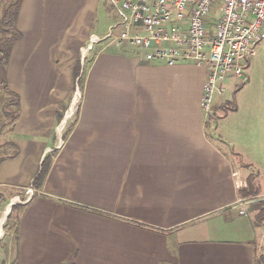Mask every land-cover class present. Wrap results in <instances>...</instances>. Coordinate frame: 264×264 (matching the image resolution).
Listing matches in <instances>:
<instances>
[{"label": "crops", "instance_id": "1", "mask_svg": "<svg viewBox=\"0 0 264 264\" xmlns=\"http://www.w3.org/2000/svg\"><path fill=\"white\" fill-rule=\"evenodd\" d=\"M102 2L19 7L6 66L18 107L0 100V212L23 200L9 262L264 264V147L248 124L247 146L229 137L228 99L205 117L204 66L147 61L105 38ZM77 61L83 82L67 116Z\"/></svg>", "mask_w": 264, "mask_h": 264}, {"label": "built area", "instance_id": "2", "mask_svg": "<svg viewBox=\"0 0 264 264\" xmlns=\"http://www.w3.org/2000/svg\"><path fill=\"white\" fill-rule=\"evenodd\" d=\"M118 22L105 38L128 41L147 61L193 62L207 70L200 99L205 117L228 76L246 78L242 60L264 39V0H110ZM95 41L98 38H94ZM78 92V93H77ZM76 93L79 96V91ZM34 189H26V198ZM242 204L238 212L242 213ZM5 223L0 218V241ZM4 263L10 264L9 258Z\"/></svg>", "mask_w": 264, "mask_h": 264}, {"label": "rangeland", "instance_id": "3", "mask_svg": "<svg viewBox=\"0 0 264 264\" xmlns=\"http://www.w3.org/2000/svg\"><path fill=\"white\" fill-rule=\"evenodd\" d=\"M100 13H102L101 22L106 24L112 23L114 26L118 20L119 15L111 3L110 0H103L100 9ZM257 55L245 58L242 60V64L244 67V73L246 78L243 80L239 78H235L233 76H228L222 86L226 87L221 94H215L213 98V102L217 99H228L223 101V103L219 106V108L224 111L226 108V104L233 105V103L237 106L236 111H230L224 115L223 121L232 122L234 126H236L233 133L229 136L233 139L237 145L247 146V135L249 130L250 143H254V146L264 147V92L261 90L262 94H259L258 88L264 89V39L257 45ZM90 56V55H89ZM80 73H82L80 71ZM78 78V77H77ZM77 78L74 80L75 85L73 86L72 94L73 102L70 109L67 112V116H70L73 113L75 108V103L78 99V92L80 90L79 84L77 82ZM83 79V78H82ZM77 92V93H76ZM80 92V91H79ZM80 95V94H79ZM263 95V96H262ZM8 97H6L5 93L0 92V100L1 103L6 104ZM231 100V101H230ZM12 105V104H11ZM225 106V107H224ZM228 106V107H230ZM7 107V104H6ZM13 107L11 106V109ZM12 113V111H11ZM222 114V112H220ZM232 117V119H230ZM72 118V117H71ZM6 120V118H4ZM248 124V130H247ZM255 127H259L258 130L253 133L252 125ZM244 127V128H243ZM255 140V142L253 141ZM227 149L226 142L223 146ZM26 190L25 197L26 198ZM23 200L16 199L14 204H19ZM8 208V205L0 212V218H2L5 209ZM10 212V211H9ZM8 212V214H9ZM15 213V212H14ZM8 215L4 216V223L7 222ZM3 241L6 242V238L0 241V250L3 248ZM4 257L3 253H0V260Z\"/></svg>", "mask_w": 264, "mask_h": 264}, {"label": "trees", "instance_id": "4", "mask_svg": "<svg viewBox=\"0 0 264 264\" xmlns=\"http://www.w3.org/2000/svg\"><path fill=\"white\" fill-rule=\"evenodd\" d=\"M21 2L22 0H0V92L5 93L6 97H8L6 104H13L16 108L18 107L19 96L8 89L6 66L11 48L13 44L19 40L21 35L15 24ZM76 78L81 89L83 77L82 73H80L79 61H77V64L73 69V80ZM231 109H234V107ZM52 155L53 152L45 156V158L42 160L38 171L32 180L31 185L33 187L39 188L42 186V183L50 167ZM22 206L23 205L21 204H13L8 214L7 222L5 223L6 242L3 241V248L0 250V253L4 254V257H2L0 260L1 263H4V259L9 255L8 241L12 239L16 240L17 212L21 210Z\"/></svg>", "mask_w": 264, "mask_h": 264}, {"label": "water", "instance_id": "5", "mask_svg": "<svg viewBox=\"0 0 264 264\" xmlns=\"http://www.w3.org/2000/svg\"><path fill=\"white\" fill-rule=\"evenodd\" d=\"M14 204V202L12 201L9 205H8V211H7V213H6V216L8 215V212L10 211V209H11V206Z\"/></svg>", "mask_w": 264, "mask_h": 264}, {"label": "bare ground", "instance_id": "6", "mask_svg": "<svg viewBox=\"0 0 264 264\" xmlns=\"http://www.w3.org/2000/svg\"><path fill=\"white\" fill-rule=\"evenodd\" d=\"M7 211H8V208L5 209V211H4V213H3V216H2V218H1V220H3V218H4V216L6 215Z\"/></svg>", "mask_w": 264, "mask_h": 264}]
</instances>
